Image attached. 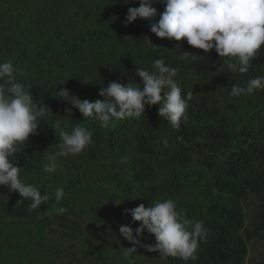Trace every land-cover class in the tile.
Instances as JSON below:
<instances>
[{
    "label": "trees",
    "instance_id": "obj_1",
    "mask_svg": "<svg viewBox=\"0 0 264 264\" xmlns=\"http://www.w3.org/2000/svg\"><path fill=\"white\" fill-rule=\"evenodd\" d=\"M83 1L77 8L75 0H0V62L11 61L34 100L50 108L37 134L12 160L25 183L53 197L31 210L29 200L0 187V264H29L25 257H31L40 235L71 238L67 248L76 249L71 206L91 219L101 216L92 210L104 201L128 210L167 198L208 229L196 259L187 264H243L250 240L264 242V90L239 97L230 92L264 76V46L247 73H232L229 58L214 50L176 48L151 33L150 21L138 18L125 26L128 8L139 7V0ZM153 6L158 22L164 6ZM183 52L197 56L179 59ZM161 58L178 69L183 94L192 93L179 128L159 116L158 105L104 128L58 99L61 88L95 101L102 99L100 87L112 81L142 87L135 69L152 70ZM77 125L92 131L93 143L76 156L58 157L56 171L46 172L48 154L61 151L59 131ZM57 188L64 189L66 203L54 200ZM83 193L93 196L76 203L73 198ZM250 198L258 205L252 229L244 215ZM60 203L73 221L67 233L39 216ZM164 258L185 264L178 257Z\"/></svg>",
    "mask_w": 264,
    "mask_h": 264
},
{
    "label": "clouds",
    "instance_id": "obj_2",
    "mask_svg": "<svg viewBox=\"0 0 264 264\" xmlns=\"http://www.w3.org/2000/svg\"><path fill=\"white\" fill-rule=\"evenodd\" d=\"M160 3L164 11L158 15L153 5ZM139 7L128 8L125 26L138 18L150 21V31L160 39L184 41L204 53L215 51L219 58H229L227 68L232 73L244 74L252 67V61L264 46V0H139ZM148 39V38H147ZM149 41V40H148ZM150 42V41H149ZM179 48V45L177 46ZM183 52L179 59L196 57ZM178 69L156 59L152 70L137 67L135 76L140 84L118 81L100 87L102 99L81 100L67 89L58 90V99L79 111L82 117L98 121L107 128L114 120L141 117L146 106L158 105V114L173 127L179 128L187 120L188 102L192 93L183 94L176 82ZM264 90V76L249 79L246 87L234 85L231 97L251 95ZM50 108L42 101L37 102L31 91L17 79V69L11 61L0 62V187L18 193L22 200L30 201L35 210L46 204L48 194L21 179V168L12 158L30 136L37 134L41 121L46 119ZM71 114L70 109H65ZM61 151L48 154L46 172L54 173L58 157L76 156L93 143V133L87 128L75 126L71 132L60 130ZM65 197L63 188L54 194L56 202ZM59 211H64L60 208ZM139 227L122 225L120 235L132 245L145 248L147 252H159L164 256L178 257L185 261L195 260L200 243L208 236L203 220H189L178 209L171 198L140 204L125 211ZM154 237L155 244H141L143 233ZM137 248H124V256L130 258Z\"/></svg>",
    "mask_w": 264,
    "mask_h": 264
},
{
    "label": "rangeland",
    "instance_id": "obj_3",
    "mask_svg": "<svg viewBox=\"0 0 264 264\" xmlns=\"http://www.w3.org/2000/svg\"><path fill=\"white\" fill-rule=\"evenodd\" d=\"M75 3V7L79 8L83 6L84 1L75 0ZM164 40L165 42L169 41L168 39ZM169 42L176 48L179 45V48L183 50L192 48L186 40ZM83 194H78L73 200L80 204L82 200L93 196L92 194ZM61 202L66 203V197ZM55 206L48 212H40V218L50 219L54 225H57L54 227H57L61 233L71 231L73 221L65 211H59L60 208L64 209V206L61 203ZM257 207L253 198L244 204L245 226L248 229H252ZM118 208L115 204L104 201L92 210L93 213L100 212L101 216H94L90 219L87 211L81 213L79 207L72 208L71 206L70 209H75L76 212V220H74L76 221L75 241L78 245L76 249L67 248V241L71 238L55 239L54 235H52L53 238L48 235H40L39 241L36 240L31 245V257H25V261H28L29 264H171L159 252H147L145 248L132 245L120 235L119 229L122 225H131L135 229L139 227V222L133 223L132 217L125 215L126 210ZM141 244L154 245V237L145 231ZM131 247H136L137 251L130 258H126L124 248ZM263 257L264 242L259 238L250 240L248 256L243 264H258Z\"/></svg>",
    "mask_w": 264,
    "mask_h": 264
}]
</instances>
